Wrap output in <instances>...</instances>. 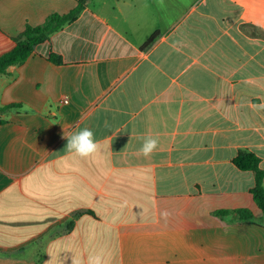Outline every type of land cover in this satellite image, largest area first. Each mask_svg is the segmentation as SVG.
Returning <instances> with one entry per match:
<instances>
[{"label": "crops", "instance_id": "crops-1", "mask_svg": "<svg viewBox=\"0 0 264 264\" xmlns=\"http://www.w3.org/2000/svg\"><path fill=\"white\" fill-rule=\"evenodd\" d=\"M78 1L0 0V56ZM256 28L264 0H85L8 67L0 108L18 107L0 111V264H264L254 173L233 164L249 152L264 172ZM85 127L100 150L80 158L64 134ZM148 136L159 143L145 157Z\"/></svg>", "mask_w": 264, "mask_h": 264}, {"label": "trees", "instance_id": "trees-1", "mask_svg": "<svg viewBox=\"0 0 264 264\" xmlns=\"http://www.w3.org/2000/svg\"><path fill=\"white\" fill-rule=\"evenodd\" d=\"M84 6L85 0H79L76 6L65 14H50L42 24L37 26L26 24L23 31L13 38L14 47L0 56V75L4 74L8 67L21 64L27 60L32 55L35 46L46 41L51 34L59 31L63 26L74 22L84 9ZM254 32L258 36H264V33L259 28H256ZM153 39L154 36H151L146 41L145 46L149 45ZM47 59L55 65L62 63L60 58L55 54H50ZM16 107L18 106L14 104L8 105L0 108V111ZM233 164L241 171H252L254 173V186L250 190V194L264 217V172L259 166V159L252 153L239 152L233 159ZM227 213L229 212H217L218 215H225ZM237 213L242 220L250 221L252 218L248 210H238Z\"/></svg>", "mask_w": 264, "mask_h": 264}, {"label": "clouds", "instance_id": "clouds-1", "mask_svg": "<svg viewBox=\"0 0 264 264\" xmlns=\"http://www.w3.org/2000/svg\"><path fill=\"white\" fill-rule=\"evenodd\" d=\"M67 140L66 150L80 158H88L97 154L100 145L96 141L94 132L90 128H83L71 134H64ZM158 138L152 136L145 137L139 153L145 157L150 156L158 147ZM162 215L167 216L165 212ZM72 264H83V261L72 257ZM87 264H105L102 254H90L87 257Z\"/></svg>", "mask_w": 264, "mask_h": 264}, {"label": "built area", "instance_id": "built-area-1", "mask_svg": "<svg viewBox=\"0 0 264 264\" xmlns=\"http://www.w3.org/2000/svg\"><path fill=\"white\" fill-rule=\"evenodd\" d=\"M67 102H68V100H67V99H64V100H63V103H67Z\"/></svg>", "mask_w": 264, "mask_h": 264}]
</instances>
